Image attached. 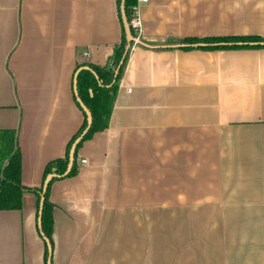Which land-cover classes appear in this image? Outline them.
<instances>
[{
    "label": "crops",
    "instance_id": "0c3cea01",
    "mask_svg": "<svg viewBox=\"0 0 264 264\" xmlns=\"http://www.w3.org/2000/svg\"><path fill=\"white\" fill-rule=\"evenodd\" d=\"M140 14L108 125L51 183L52 264H264V47L179 42L264 37V0H148ZM121 34L117 0H0V129L17 133L24 186L64 156L84 119L76 74L110 65ZM37 211L34 191L0 210V264H46Z\"/></svg>",
    "mask_w": 264,
    "mask_h": 264
},
{
    "label": "trees",
    "instance_id": "16d2710c",
    "mask_svg": "<svg viewBox=\"0 0 264 264\" xmlns=\"http://www.w3.org/2000/svg\"><path fill=\"white\" fill-rule=\"evenodd\" d=\"M136 0H125L124 9L127 19L130 18L131 7ZM120 0H117L118 13ZM121 40L114 47L112 62L110 65L98 66L91 63H86L90 69H80L76 75L77 94L84 105L89 109L92 121L90 127L78 142L76 150L81 143L89 138L94 132L105 128L108 125V120L115 98L117 80L122 70L123 63L127 57L128 51L125 53L126 38L123 24L121 21ZM132 32V31H131ZM133 34V32H132ZM182 48L190 49L198 47L202 49H226V48H257L264 47V37L256 34L244 35H224V36H205V37H184L179 40ZM132 43V41H131ZM118 68L115 75V69ZM96 73L97 76L94 75ZM76 134L69 140L66 146V151L63 157L55 158L49 161L44 169L43 179L39 187L31 188L24 186L21 183V152L17 140L15 130L0 129V210L20 209L23 204L24 191H34L37 196V206L39 205L42 184L45 176L48 173H56L58 176L52 178L44 191V200L41 213V232L48 238L51 245L52 241V208L53 203L49 200V191L51 183L55 179L64 178L76 174L78 170L76 160V150L74 160L70 170L63 174L67 161L68 152L74 139L84 130L87 125L86 114ZM45 244V242H44ZM45 260L47 258V246L45 244L44 251Z\"/></svg>",
    "mask_w": 264,
    "mask_h": 264
},
{
    "label": "water",
    "instance_id": "95a60500",
    "mask_svg": "<svg viewBox=\"0 0 264 264\" xmlns=\"http://www.w3.org/2000/svg\"><path fill=\"white\" fill-rule=\"evenodd\" d=\"M124 3H125V0H120L119 9H120L121 21H122L123 28H124L125 38H126V46H125V53H126L131 46V41H133V36H132V32H131V29H130V26L128 23V19H127L126 14H125ZM121 63H122V59H121L119 65L117 66V68L115 69V72H114L115 75L117 74L118 68L121 65ZM80 69H90V67H88L87 65H84V66L80 67ZM93 73H94V71H93ZM94 75L97 76L96 73H94ZM76 94H77V92H76ZM77 100H78V103L81 106L82 110L86 114L87 125L84 128V130L74 139V141L72 142V144L70 146V149L68 152V161H67L66 169H65L63 174H66L70 170L72 163H73V160H74V154H75L77 144L81 140L83 135L86 133L88 128L90 127V124L92 121V116H91L89 109L84 105V103L80 100V98L78 96H77ZM56 176H58V174L53 173V172L48 173L45 176V178L43 180V184H42V190H41V194H40L38 211H37V227L39 229L40 235L42 236V238H43V240L47 246L46 264H52V261H51L52 245H51L50 241L48 240V238L41 232V229H40L41 228V213H42V206H43V200H44V191L46 189V186H47L48 182Z\"/></svg>",
    "mask_w": 264,
    "mask_h": 264
},
{
    "label": "rangeland",
    "instance_id": "374dc122",
    "mask_svg": "<svg viewBox=\"0 0 264 264\" xmlns=\"http://www.w3.org/2000/svg\"><path fill=\"white\" fill-rule=\"evenodd\" d=\"M133 43V41H132ZM131 43V44H132ZM175 211V216L177 217V220H200V216L203 217L204 220H218L219 218H225L224 212L223 210H195V209H181V210H171V213H173ZM207 215V218L205 217ZM168 216V210H161V218L162 220H166L165 217ZM181 228L182 226H178L177 228V238H184V236L181 234ZM179 236V237H178ZM172 244V243H170ZM169 243L167 245H170ZM163 245V244H162ZM165 245V244H164ZM173 245H176V257H180V258H184L182 257V246L184 244H182L181 242H176L173 243ZM168 249V254H169V246L167 247ZM200 257H193L191 259L187 258L185 260H180L179 258H177V263L178 264H200ZM194 261V262H193Z\"/></svg>",
    "mask_w": 264,
    "mask_h": 264
},
{
    "label": "built area",
    "instance_id": "2783aa9c",
    "mask_svg": "<svg viewBox=\"0 0 264 264\" xmlns=\"http://www.w3.org/2000/svg\"><path fill=\"white\" fill-rule=\"evenodd\" d=\"M148 0H136L135 4L131 7L130 18L128 20L131 31L133 32V44H137L141 40L142 35V18L140 14V3L147 2ZM80 165L86 164L85 159H80Z\"/></svg>",
    "mask_w": 264,
    "mask_h": 264
}]
</instances>
